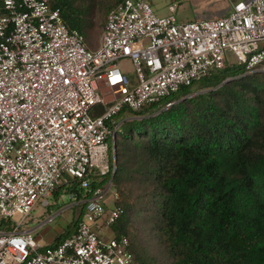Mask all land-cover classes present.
I'll return each mask as SVG.
<instances>
[{
    "label": "built area",
    "instance_id": "2783aa9c",
    "mask_svg": "<svg viewBox=\"0 0 264 264\" xmlns=\"http://www.w3.org/2000/svg\"><path fill=\"white\" fill-rule=\"evenodd\" d=\"M49 1L0 0V264H135L127 236L100 233L122 213L106 207L111 181L91 187V175L115 169V116L224 68L226 52L246 73L264 72V0L232 1L223 16L188 22L176 20L172 1L159 16L149 0H124L95 50ZM65 176L83 190L68 194L82 216L71 236L39 244L23 225Z\"/></svg>",
    "mask_w": 264,
    "mask_h": 264
},
{
    "label": "trees",
    "instance_id": "16d2710c",
    "mask_svg": "<svg viewBox=\"0 0 264 264\" xmlns=\"http://www.w3.org/2000/svg\"><path fill=\"white\" fill-rule=\"evenodd\" d=\"M123 1L49 3L95 50L98 29ZM115 119L114 174L91 175V187L112 179L122 213L111 229L128 237L135 264H264V72L226 65ZM64 178L55 194L80 199L79 182ZM82 212L52 245L75 233Z\"/></svg>",
    "mask_w": 264,
    "mask_h": 264
},
{
    "label": "rangeland",
    "instance_id": "374dc122",
    "mask_svg": "<svg viewBox=\"0 0 264 264\" xmlns=\"http://www.w3.org/2000/svg\"><path fill=\"white\" fill-rule=\"evenodd\" d=\"M154 12L159 16L168 15L166 6L171 1L176 4V11L173 14L178 21L188 22L196 19L216 18L227 14L231 9L226 0H149ZM235 1V0H231ZM102 28L98 29L95 45L98 47ZM226 63L237 64L238 61L235 56L226 52ZM119 67L122 72L131 76L134 74V68L128 59L119 61ZM65 178H62L59 185L62 184ZM55 190V189H54ZM54 190L46 198L37 201L33 206L30 215L26 218L23 229L32 230L35 240L41 237L40 242L53 241L56 237L62 235L68 230L73 228V223L79 218L83 206L76 205L74 201L69 198L66 191L60 189L55 194ZM47 200V204L44 201ZM106 200V207L110 208L116 206V202L120 200L119 194L114 190L111 185L108 190ZM139 221L134 220V229L140 233L142 230L138 227ZM44 241V242H45Z\"/></svg>",
    "mask_w": 264,
    "mask_h": 264
},
{
    "label": "crops",
    "instance_id": "0c3cea01",
    "mask_svg": "<svg viewBox=\"0 0 264 264\" xmlns=\"http://www.w3.org/2000/svg\"><path fill=\"white\" fill-rule=\"evenodd\" d=\"M195 1H197V0H195ZM227 1V4L230 6V9H231V5H230V3L232 2L231 0H226ZM199 16H197L196 15V17H195V19L196 18H198ZM177 20V19H176ZM178 21V20H177ZM190 21H192V20H190ZM179 22H182V21H179ZM33 230V229H32ZM100 233H102L105 237H113V236H115L114 235V233H113V231H112V229H111V226H109V227H104L103 225H102V227H101V229H100ZM40 239H41V237H38L37 239H36V241L39 243V244H42V245H45V244H51V243H53L55 240H53V241H45V239L44 240H42V242H40ZM45 241V242H44Z\"/></svg>",
    "mask_w": 264,
    "mask_h": 264
},
{
    "label": "water",
    "instance_id": "95a60500",
    "mask_svg": "<svg viewBox=\"0 0 264 264\" xmlns=\"http://www.w3.org/2000/svg\"><path fill=\"white\" fill-rule=\"evenodd\" d=\"M233 78H227L226 80H224L221 84L229 81V80H232ZM115 135L116 133H114V136H113V140H112V143H111V146H112V160H113V165H114V168H115V165H116V156H115ZM114 174V171L112 173V176ZM112 180V179H111ZM110 180V181H111Z\"/></svg>",
    "mask_w": 264,
    "mask_h": 264
}]
</instances>
